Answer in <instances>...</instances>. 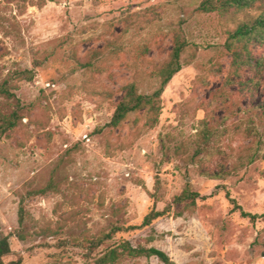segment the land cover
<instances>
[{
	"label": "rangeland",
	"instance_id": "374dc122",
	"mask_svg": "<svg viewBox=\"0 0 264 264\" xmlns=\"http://www.w3.org/2000/svg\"><path fill=\"white\" fill-rule=\"evenodd\" d=\"M200 2L0 0V87L14 94H0V115H19L0 139L5 262L83 264L78 242L114 224L139 225L188 188L199 194L194 206L172 205L100 250L127 240L176 264H264V219L242 218L225 196L264 212V42L249 44L247 61L225 45L264 0L226 13H201ZM176 37L186 43L182 67L160 97L156 123L138 111L105 127L125 85L157 88ZM115 264L162 263L124 254Z\"/></svg>",
	"mask_w": 264,
	"mask_h": 264
},
{
	"label": "trees",
	"instance_id": "16d2710c",
	"mask_svg": "<svg viewBox=\"0 0 264 264\" xmlns=\"http://www.w3.org/2000/svg\"><path fill=\"white\" fill-rule=\"evenodd\" d=\"M262 0H201L197 7V11L201 13H226L230 9L245 10L251 9L255 3ZM264 42V8L257 16L250 17L235 26L227 34L226 48L231 52L234 60H248L250 56V43ZM186 43L184 40L176 37L169 53L167 60L158 68L156 77L158 80L157 88L151 93L138 92L136 85L129 83L124 86V91L121 99L115 105L110 120L105 124V127L116 129L118 128L127 116L131 113L142 111L147 115V124L153 126L160 113V97L171 78L180 71L182 67L181 55L185 49ZM0 94L7 97H12L14 94L3 86L0 87ZM260 116L264 122V101L258 106ZM19 115L15 109L10 115H0V139L12 128L16 126ZM256 154H251L250 159L254 160ZM46 188L31 192L32 194H44ZM226 198L232 203L233 211H238L242 218H247L251 222L259 219H264L263 213H251L243 210V208L230 197L228 192H225ZM199 194L190 191L188 188L183 190L178 196L172 198L161 210L152 209L142 219L139 225L123 226L114 224L110 230L94 239L87 242H78V246L83 249V264H115L121 255L134 257H155L162 264H176L166 252L156 247L132 246L127 240H122L118 244L109 245V247L100 250L101 246L108 244L117 233L128 232L135 229H140L150 226L155 220L166 216L170 213L172 205L183 204L184 206L192 207L195 205ZM24 220L25 211L23 203L20 202L18 229L16 236L20 239L24 238ZM61 245L65 242H60ZM11 254V247L8 236L0 235V264H9L5 262V258Z\"/></svg>",
	"mask_w": 264,
	"mask_h": 264
}]
</instances>
